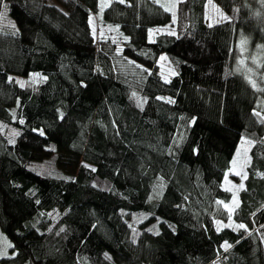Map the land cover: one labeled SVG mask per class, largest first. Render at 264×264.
I'll list each match as a JSON object with an SVG mask.
<instances>
[{
	"label": "trees",
	"instance_id": "obj_1",
	"mask_svg": "<svg viewBox=\"0 0 264 264\" xmlns=\"http://www.w3.org/2000/svg\"><path fill=\"white\" fill-rule=\"evenodd\" d=\"M50 1L0 2V264H264V64L237 70L240 40L264 59V0H211V25L183 0L152 42L171 23L155 0Z\"/></svg>",
	"mask_w": 264,
	"mask_h": 264
},
{
	"label": "rangeland",
	"instance_id": "obj_2",
	"mask_svg": "<svg viewBox=\"0 0 264 264\" xmlns=\"http://www.w3.org/2000/svg\"><path fill=\"white\" fill-rule=\"evenodd\" d=\"M112 1H121V0H99V7L102 11L110 2ZM159 5H161L164 9H166L170 15H171V23H169L166 26L156 27L152 28L148 32V41L152 42L155 40L156 36L158 34L163 33H172L173 27L171 24H175L176 21V12H177V5L179 2L183 0H155ZM48 3H51L50 0H47ZM4 13V20L0 24V31H11L13 30V23L11 19L8 16L7 12V6L2 5L1 7V13ZM225 14L219 9V7L214 4L211 0H208L207 4L205 5V18L209 25L218 23L221 20H224ZM93 34L97 38L98 41L100 40H108L111 39L113 41L117 40V31L114 27L111 26H103L100 24L98 20V16L91 13L90 19H89ZM117 42V41H116ZM239 59L237 61V70L241 71L242 68L244 70L242 71L245 75L249 74L253 71H256V69L252 68H260L262 64H264V59L260 58L259 54H252L249 52V49H247L246 44L244 43V40H240L239 43ZM121 45L117 44V53H121ZM160 69H161V77L164 81H168L172 75H174L173 68L169 65L167 56L161 55L158 62ZM12 79H14L15 83L19 86H23L26 83L30 84H36L37 82H40L42 80V77L35 73H30L27 75V77H19V76H11ZM26 80V81H25ZM264 117V114H262ZM6 133V132H5ZM8 135H11L10 132H8ZM13 137V136H12ZM12 138H8V142H12ZM251 146V143L247 140L242 139L238 150L235 154V163L231 167L229 171H227L225 179L222 183V188L229 191L231 193V201L228 205H226V208L231 213L235 207L238 204V190L243 185V179L245 177V169H244V163L246 161L249 148ZM63 174V173H62ZM60 177H69L68 174L58 175ZM10 247V243L8 240L0 233V258L9 256L8 249Z\"/></svg>",
	"mask_w": 264,
	"mask_h": 264
},
{
	"label": "snow or ice",
	"instance_id": "obj_3",
	"mask_svg": "<svg viewBox=\"0 0 264 264\" xmlns=\"http://www.w3.org/2000/svg\"><path fill=\"white\" fill-rule=\"evenodd\" d=\"M0 2H2V0H0ZM240 227H241V228H243V227H244V225H240Z\"/></svg>",
	"mask_w": 264,
	"mask_h": 264
}]
</instances>
